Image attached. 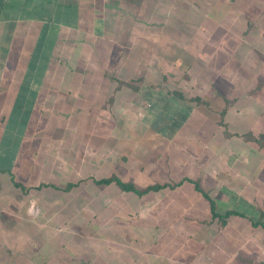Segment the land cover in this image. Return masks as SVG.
<instances>
[{"label":"crops","instance_id":"obj_1","mask_svg":"<svg viewBox=\"0 0 264 264\" xmlns=\"http://www.w3.org/2000/svg\"><path fill=\"white\" fill-rule=\"evenodd\" d=\"M196 84L206 93L214 88L212 98L222 99V107L207 104L199 93L187 96L185 90ZM159 96L162 104L150 106ZM210 113L220 116L224 125L216 124L223 127L221 132L209 125ZM145 115H185L182 124L199 123L189 130L169 127L163 134V122L153 118L142 123ZM207 125L214 143L202 146L198 140L203 154L195 161L185 142L203 129L206 137ZM178 150L183 154L176 157ZM133 152L138 156L132 160ZM127 155L137 178L147 168L152 178L172 172L179 180H197L217 211L242 213L230 215L224 225L230 226L225 239L231 243L229 253L210 248L188 264H227L225 259L230 264H264V228L250 221L264 220V0H0V157L11 163L0 169L4 241L31 238L25 231L38 223L27 218L28 187L53 184V179L65 180L57 185L66 190L55 199L57 207L43 197L52 194L48 189L33 193L42 227L53 229L54 220L60 221L58 227L67 226L60 214L73 198L80 213L113 214L111 202L124 211L127 206L140 211L144 196L94 181L112 174L124 179ZM11 169L29 179L22 198L5 174ZM208 178H215L214 187ZM184 182L210 213L208 200L193 183L184 180L180 185ZM107 186L117 192L107 193ZM106 215L93 225L85 219L86 224L71 232L52 230L56 235L50 241L66 243L70 256L76 254L73 264L143 261L141 251L120 248V240L108 241L115 244L113 249L96 241L92 234L106 224ZM83 227L87 231L78 237ZM5 248L8 252L9 246ZM39 256L34 264L68 259L55 253Z\"/></svg>","mask_w":264,"mask_h":264},{"label":"rangeland","instance_id":"obj_2","mask_svg":"<svg viewBox=\"0 0 264 264\" xmlns=\"http://www.w3.org/2000/svg\"><path fill=\"white\" fill-rule=\"evenodd\" d=\"M192 86H194V84H192ZM195 87L196 88L194 89L190 87L189 89L185 90L186 92L185 94L189 96L192 94L199 93L204 99H206L207 104L210 103L214 108H221L222 105L224 104L222 99L218 98L213 100L214 98L212 97L214 96V90H213L214 88L206 93L204 90L198 91V84H196ZM139 101L141 102V99H139ZM152 101L153 103L149 105L152 106L153 108H156L158 105L162 104L163 98L159 96V98ZM142 105L143 104L141 103L140 106ZM207 110L208 109H206V111ZM181 112L182 111H180V113ZM207 115H208L207 118L209 125L211 127L216 126L217 133L221 132V130H223V127H219L216 124V123L220 125L223 124L220 123L221 121L219 120L220 116L212 113ZM195 117L204 118L205 115H200V116L196 115ZM11 118L8 120V122L11 120ZM142 118H143L142 123H152L153 118H156L157 121L161 120L160 122H163L164 124L166 123V125H164L163 123L159 124V127H161V132L163 134L168 131L169 127L172 128L169 131L175 130L178 127H179L178 130L183 127H186V129L189 130L192 129L193 125L195 126L198 125L199 123V122L197 123V121H192L182 124L185 115L174 116L173 119H171V116H167V115H145L142 116ZM209 125H207L208 127H207L206 137L201 135L204 134L203 133L204 129H203L194 132V136H193L194 138H191L189 140L190 143L185 142L184 149L191 152V154L190 153L187 154L190 156V158L194 159L195 161H197L200 158L199 156L200 154L201 155L203 154L200 153L201 148L199 149L198 147V143H199L198 140L201 139L200 142L202 146H204V144L206 143L207 144L214 143V137L211 136ZM218 128H222V129H218ZM5 136L6 135L4 134V137ZM138 147L139 146L135 148L134 150L135 152H138ZM129 148L133 149V146H129ZM129 148H127V150ZM182 151L183 150H178V153H174V154L176 155V157H178L177 156L178 154L180 155L183 154ZM135 152L131 154L132 160L134 156L136 155L138 156V154ZM207 154L208 155L210 154L209 149ZM127 157H128L127 158L128 169L126 168L127 169V171L125 172L126 176H124L123 178L124 180L129 179L133 181L136 186H143L146 185L147 183H150L151 181L152 183H154V181L169 180L171 182L173 180L174 181L179 180L178 177H175V174L172 172H169L167 174L168 177L166 176V178H152L150 175L151 173L149 172V170H147V168H143V172H139V173L137 172L136 173L137 176L139 175L137 178L135 176V172H132L131 169L134 167V164L130 162L131 160L130 156L127 155ZM10 164L6 163L5 158L1 159L0 157V169H2L3 167L9 169L11 167ZM5 174L7 176H10L11 181H15V182L17 181L19 183V185L16 187H17V192L20 193L19 197L22 198L23 195L21 194V192L27 191V188L24 183L26 181H29V179L28 178L25 179L23 175L19 172V170L16 171V169L15 170L11 169L10 172L7 170L5 171ZM140 174H142V176ZM6 175H4V177ZM53 180L51 181V183L53 184H47V183L39 184V186L35 188L33 187V185H29L28 191L30 190V194L32 195L29 196L30 198H27L25 202L27 203L28 199H31L32 211L30 210L31 214L27 215V218L31 219V221L33 222H37L38 224L35 227H29L30 229L28 228V230L26 228L27 231L25 232L26 234H29L31 238L28 240L26 237H21V239L24 238L22 240L20 239L22 242L21 241L19 242L16 241L13 243L5 242L4 240H6V234L4 232L1 233L2 235H0V239L4 242L0 243V264H34V261H36L37 256L40 257L39 256L40 253L44 254L48 258H50V256L54 253L58 254V256L62 255L64 258H68L61 260H53L50 262L53 263L57 262L58 264H73L72 258L74 257L75 252L71 253L72 254L71 257L70 253L68 252L69 249L67 250L65 247V245H67L66 243L65 245L64 243L62 245V243L60 242L59 243L55 242V244H52L50 240L54 239L56 233H58L59 230L64 232L65 231L71 232V229L74 230L80 228L82 224L86 222L85 219L87 220L89 219L91 221L89 224L93 225V223L96 222L98 223L99 220L102 221L101 218H104L106 214H107L106 224H104L103 226L100 225L99 227L100 229L99 230L97 229V231L94 233L92 232L93 233L92 236H96L97 237L96 241L102 242L100 245L104 246V248L106 246L108 247L109 245L111 246L110 247L111 249L114 248L115 244L108 242L112 238L111 240L114 241L120 240L117 243L118 246L120 248H123L124 250L126 249L128 252L138 254V251L139 252L141 251L143 254V261L132 260L133 264H161L162 260H164L163 262L164 264H167L166 261L169 262V264H188L189 260L192 258L193 259L191 260L192 261L191 263H194L195 261L198 262L200 258H203V256L206 255L207 250H209L210 248H212V250L215 251L217 250L219 253L222 252L229 253L231 250V243L227 241L225 242V239H227L230 236L229 233L230 226L229 225L221 226L218 223L216 224V222L211 219V214L208 212L207 208L203 207L202 203L199 202L200 201L199 195L194 192L191 194L188 192L187 188L189 187L190 184L187 182H184V185H180L173 189L165 188L164 190L155 193V195L153 196H151L152 194L144 195V197H142L143 199L141 200V204H143L142 209L136 212L133 211L132 209H129L128 206L126 211H124L122 207L118 206V203L111 202V205H114V207H111L113 210L112 212L113 214H108V212H105V210L104 211L92 210L90 212L85 210L84 211L85 213H83V211L80 213L81 210L77 212L78 209H76L78 207L77 200L73 198V202H71L66 207V209L63 210V212L60 214V219L63 216L65 220L67 219V226L65 224L64 226L58 227L57 224L60 221L53 219L54 220V223L52 225L53 229L50 227H42L39 225L40 212L38 211V206L36 204L37 201L34 199L33 193L35 192V190L38 189L43 192L47 191L48 189L49 190L48 192H51L52 194L44 193L43 197L47 199V201H53L52 202L53 205L57 207L58 205L55 204L56 203L55 201L60 200L63 194L62 192L66 191L63 188H58L57 185H59L60 183L63 184L64 183L63 181L65 180L62 178L56 180L53 179ZM208 182L210 186L214 187L216 181L215 178H208L207 183ZM22 186H24L26 189L23 190ZM106 192L107 193L111 192L114 195V193L117 192V189H115L113 186H107ZM221 198L225 199V196H221ZM115 199L117 200L118 196H116ZM41 203L44 204L43 201H41ZM80 206H81V202H80ZM219 208L221 209L220 204H219ZM48 213H50L49 210L46 211L45 217H47ZM71 214L73 215V218L69 220ZM92 215H94V218ZM65 220L62 221L66 223ZM52 230H54L56 233ZM86 231L87 230L85 227H83V229H80V231H78L79 232L78 237H82V235ZM107 237L108 239H106ZM99 238L102 239L103 241L99 240ZM37 239L42 241L38 243ZM6 245L9 246L8 252H6V248L3 249V247H5ZM24 246L26 248L25 250L26 252L22 250V247ZM201 254H205V255L200 257ZM167 258H169V260H167ZM224 261H227L228 262L227 264H230L229 262L230 259H225ZM234 263L241 264L236 260Z\"/></svg>","mask_w":264,"mask_h":264},{"label":"trees","instance_id":"obj_3","mask_svg":"<svg viewBox=\"0 0 264 264\" xmlns=\"http://www.w3.org/2000/svg\"><path fill=\"white\" fill-rule=\"evenodd\" d=\"M223 114V110L221 112V115ZM184 180H187L191 183H193L194 188L201 192L202 196L205 197L208 202H209V207H210V214H211V219L216 220L218 224L221 226H224L226 224V219L233 214H238L242 215L241 212L236 211V210H226L224 212H219L216 210V203L215 200L207 193L205 192L199 182L197 180H191L188 178L181 179L176 182H154V183H149L144 186H136L133 181L131 180H124L120 177H118L115 174L96 179L94 180L97 184H102V185H109V184H114L119 190L124 191V192H131L135 196H144L145 194L152 192V191H159L165 187H168L170 189L175 188L176 186L180 185ZM14 186H18L19 183L13 181ZM67 187H70V184L67 185ZM66 187V188H67ZM22 189L25 190L26 188L22 186ZM251 223L253 226H262L264 228V220L261 218L258 219H250Z\"/></svg>","mask_w":264,"mask_h":264},{"label":"built area","instance_id":"obj_4","mask_svg":"<svg viewBox=\"0 0 264 264\" xmlns=\"http://www.w3.org/2000/svg\"><path fill=\"white\" fill-rule=\"evenodd\" d=\"M31 211H32V209H31Z\"/></svg>","mask_w":264,"mask_h":264}]
</instances>
